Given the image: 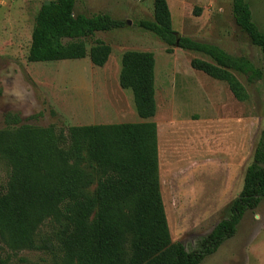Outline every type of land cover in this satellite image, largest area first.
Instances as JSON below:
<instances>
[{
  "label": "rangeland",
  "instance_id": "rangeland-1",
  "mask_svg": "<svg viewBox=\"0 0 264 264\" xmlns=\"http://www.w3.org/2000/svg\"><path fill=\"white\" fill-rule=\"evenodd\" d=\"M50 0H0V133L40 128L62 135L76 125L140 122L132 91L119 83L125 51L155 56L160 187L174 242L188 251L201 247L219 221L228 218L240 194L246 169L253 161L264 130V76L249 81L236 72L249 99L238 100L224 81L191 66L199 52L168 45L143 29L139 21L154 17L153 0H76L75 14L105 13L125 22L120 29L99 31L96 39L112 47L100 67L81 59L33 62L29 59L32 31L41 5ZM178 35L220 46L234 56L248 57L264 75L260 47L235 22L233 0H167ZM254 22L264 32V0H247ZM8 114L21 118L6 122ZM10 167L0 159V187ZM44 225L39 239L48 240ZM54 240V239H53ZM0 264H61L60 252L48 248L13 251L0 241ZM201 264H264V198L248 210L236 234Z\"/></svg>",
  "mask_w": 264,
  "mask_h": 264
},
{
  "label": "trees",
  "instance_id": "trees-1",
  "mask_svg": "<svg viewBox=\"0 0 264 264\" xmlns=\"http://www.w3.org/2000/svg\"><path fill=\"white\" fill-rule=\"evenodd\" d=\"M153 2V19L139 25L163 40L168 53L179 47L208 56L211 61L194 58L191 66L226 82L238 100H248L235 73L254 81L263 78L262 70L246 56L178 35L168 1ZM75 5L76 0L41 5L32 31L31 61L89 56L95 66L108 62L112 47L98 38L88 48L86 39L120 29L125 22L105 13L75 14ZM233 16L264 58V32L247 0H233ZM155 64L149 51L128 50L121 58L119 83L132 91L140 122L71 126L66 146L63 134L40 128L0 133V159L10 167L8 182L0 187L4 246L38 250L51 243L60 252L61 264H201L236 234L245 213L264 198V130L230 216L217 223L200 248L188 251L172 240L161 194L158 128L151 120L157 113ZM6 122L19 125L21 118L8 114ZM44 225L52 227L48 240L38 238Z\"/></svg>",
  "mask_w": 264,
  "mask_h": 264
}]
</instances>
